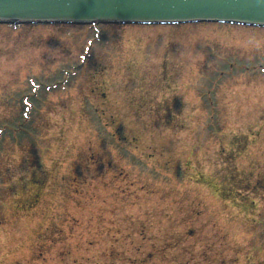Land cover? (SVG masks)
Wrapping results in <instances>:
<instances>
[{
  "label": "rangeland",
  "instance_id": "374dc122",
  "mask_svg": "<svg viewBox=\"0 0 264 264\" xmlns=\"http://www.w3.org/2000/svg\"><path fill=\"white\" fill-rule=\"evenodd\" d=\"M0 264H264V27L0 24Z\"/></svg>",
  "mask_w": 264,
  "mask_h": 264
},
{
  "label": "water",
  "instance_id": "95a60500",
  "mask_svg": "<svg viewBox=\"0 0 264 264\" xmlns=\"http://www.w3.org/2000/svg\"><path fill=\"white\" fill-rule=\"evenodd\" d=\"M195 22L264 27V0H0V24Z\"/></svg>",
  "mask_w": 264,
  "mask_h": 264
}]
</instances>
